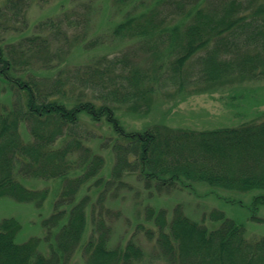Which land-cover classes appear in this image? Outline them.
Returning <instances> with one entry per match:
<instances>
[{"label": "trees", "instance_id": "obj_1", "mask_svg": "<svg viewBox=\"0 0 264 264\" xmlns=\"http://www.w3.org/2000/svg\"><path fill=\"white\" fill-rule=\"evenodd\" d=\"M42 1L0 0V86L11 96L0 102V199L31 205L44 231L19 242V222L0 220V264H72L77 253L82 264L154 257L163 264H264V236L247 240L243 225L216 209L194 220L180 205L168 214L147 204L123 243L113 244L120 212L107 201L120 190L139 197L124 181L135 175L148 198L204 185L259 191L252 203L264 206V118L205 131L156 124L137 130L116 115L121 107H146L163 91L261 76L264 0H113L121 20L111 37L130 48L72 69H57L50 50L70 46L79 20L66 14L30 27L26 11ZM82 43L84 51L104 45ZM82 115L110 133L100 144L113 159L106 180L98 177L104 158L87 145L99 136ZM49 182L57 185L56 198L43 216Z\"/></svg>", "mask_w": 264, "mask_h": 264}, {"label": "rangeland", "instance_id": "obj_2", "mask_svg": "<svg viewBox=\"0 0 264 264\" xmlns=\"http://www.w3.org/2000/svg\"><path fill=\"white\" fill-rule=\"evenodd\" d=\"M37 3L31 4L26 11L25 17L30 27L40 20L60 19L66 14L79 20L78 29L74 34L72 33L73 36L69 40L70 46L65 47L60 43L51 47L50 56H55L57 69L64 65L69 69L86 64L95 65L104 56L119 54L120 50L130 48V43L111 37L113 26L121 20L113 0H45ZM94 39L102 40L104 45L84 51L82 42ZM2 87L0 86V102H9L11 96ZM150 99V104L143 108L136 110L128 107L119 108L116 111L117 117L128 129L137 130L153 124L164 126L169 130L196 131L236 127L264 118V73L258 78L224 80L211 85L200 84L182 90H167L154 94ZM81 119L88 130L99 136L87 145L104 158L105 165L98 177L106 180L109 178L113 159L110 148H102L100 144L110 133L107 132V127L101 126L103 122L91 124L83 115ZM124 181L134 189H138L140 196L135 197V190H120L114 199L107 200L112 212H120L112 236L113 244L119 241L123 243L128 233L132 231L131 222L136 219V213L140 211L142 213L147 204L157 209L163 208L168 214L175 205H180L184 213L194 220L216 209L226 218L243 225L247 240L264 236V206H254L252 203V198L261 194L259 191L239 193L220 189L211 190L204 185H196L192 190H174L168 194L153 195L148 198V192L135 181V175L126 176ZM50 182V194L44 205L43 216L50 214L56 198L57 185L55 182ZM27 184L37 188L43 187L39 182ZM89 186L90 183L85 188ZM94 191L92 188L90 193L93 200L97 192ZM110 194L111 191L108 195ZM140 202L142 205L138 204ZM4 218H15L19 222L21 226L17 236L19 242L26 241L32 236L40 238L44 236L39 213L31 205L0 199V220ZM127 219L132 224L130 228L126 227ZM88 229L89 227L86 228L84 238L89 233ZM143 246L147 252H150V244L144 241ZM40 251L47 255L45 246L40 245ZM151 261V263L144 261L143 264H163L155 257ZM72 264H82L79 253L74 256Z\"/></svg>", "mask_w": 264, "mask_h": 264}]
</instances>
